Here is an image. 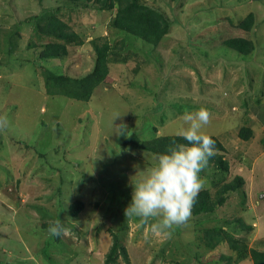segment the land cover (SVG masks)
I'll list each match as a JSON object with an SVG mask.
<instances>
[{"label":"rangeland","instance_id":"1","mask_svg":"<svg viewBox=\"0 0 264 264\" xmlns=\"http://www.w3.org/2000/svg\"><path fill=\"white\" fill-rule=\"evenodd\" d=\"M68 2L0 0V42L27 16L61 8V19L84 43L68 47V55L48 67L82 77L93 66L92 39L113 45L124 37L109 27L111 11L70 9ZM142 2L170 19L168 35L154 49L124 38L130 43L120 55L125 62L110 63L108 78L88 102L46 95L42 69L26 49L37 42L32 28L22 25L15 40L10 35L0 45V116L10 121L0 133V264H103L113 234L129 264H198L195 254L203 263L228 255L234 260L226 243L203 248L202 230L215 225L237 226L236 238L264 249V0ZM249 13L255 24L246 33L235 24ZM235 37L250 39L253 52L242 56L223 45ZM201 107L211 113L202 131L221 141L231 168L220 175L208 164L200 173L203 189L214 195L222 178L237 175L244 185L213 215L191 216L171 237L152 234L150 224L124 210L157 157L123 149V141L131 134L143 141L177 135L183 114ZM121 124L125 134L117 135ZM241 127L252 130L250 140L239 139ZM75 201L84 209L72 217L68 207ZM57 220L66 226L58 242L42 227ZM117 264L127 263L119 257Z\"/></svg>","mask_w":264,"mask_h":264},{"label":"trees","instance_id":"2","mask_svg":"<svg viewBox=\"0 0 264 264\" xmlns=\"http://www.w3.org/2000/svg\"><path fill=\"white\" fill-rule=\"evenodd\" d=\"M70 2V9H95L96 11H111L114 15L109 21V27L121 33L124 38L134 37L145 43L151 49L160 45V42L168 35L171 28V21L162 12L148 6L142 0H65ZM68 2V3H69ZM61 8H44L38 14H31L22 21L17 22L14 28L9 32H4L0 45H4V41L16 39L20 31V27L25 25L32 28L34 38L37 42L30 40L26 44L27 50H32L37 58L39 68L42 69L44 86L46 95L48 96H64L71 100L88 102L96 87L103 84L108 78L109 65L112 62H125V57L121 58V52L130 45L126 43L124 38L115 42L113 45L108 39L96 38L90 41L94 52V61L92 69L82 77H71L67 74L48 67L53 60H59L68 55L69 46H81L83 40L73 31L67 22L60 17ZM255 24V18L252 13L247 14L240 20L235 27L243 32H250ZM223 45L237 51L242 56H247L254 50V45L250 39L243 37H235L227 39ZM17 45L14 47L16 49ZM8 49V53L11 52ZM4 54V49H0ZM118 56L119 59H115ZM0 65L1 62H0ZM155 130V129H153ZM215 141V155L209 159V164H213V168L217 174L223 175L229 172L230 165L225 159L226 149L219 139L210 136ZM238 137L241 140L248 141L253 137V132L248 127H241L238 131ZM175 142V143H174ZM262 147L264 149V138L262 139ZM175 144H187L177 135L157 136L153 135L150 140L143 141L138 139L135 134H131L123 141L122 148L127 149L133 147L135 149L150 152L156 157L168 151L169 146ZM244 185V180L237 175L232 180L224 182L223 178L216 185L218 188L212 195L208 189H203L198 194L191 216L200 219L213 215L215 211L222 207L229 196L238 192ZM83 203L75 201L68 207V212L72 217H77L83 210ZM240 222V220H236ZM200 222H196V224ZM229 222H226L228 224ZM50 224L43 223L42 227L49 228ZM65 229L66 226L61 223ZM245 230H247L245 228ZM240 232L237 226H229L228 230L221 226H213L202 230L204 249L212 250L221 243H226L232 256H220L215 261L210 260L206 263L200 262L195 254L193 257L197 259L198 264H235L250 260L252 264H264V249L256 244L248 246V243L242 238H236L234 234ZM201 233V234H202ZM61 236V235H60ZM59 237L51 236L54 241L58 242ZM198 245V244H197ZM200 246V245H199ZM121 257L129 264L128 255L124 246L120 244V239L116 234L112 235V245L105 256L103 264H117V259Z\"/></svg>","mask_w":264,"mask_h":264},{"label":"clouds","instance_id":"3","mask_svg":"<svg viewBox=\"0 0 264 264\" xmlns=\"http://www.w3.org/2000/svg\"><path fill=\"white\" fill-rule=\"evenodd\" d=\"M181 119L185 126L177 136L187 144L170 145L156 158L155 166L134 185L131 202L124 210L126 217L137 218L141 225L150 224L152 234L169 237L190 220L196 198L206 183L200 173L216 152L215 141L202 131L211 123L206 108L185 112ZM9 124L6 115L0 116V133ZM117 129V135H124L126 126L121 124ZM65 231L59 220L48 228L49 234L56 237Z\"/></svg>","mask_w":264,"mask_h":264},{"label":"crops","instance_id":"4","mask_svg":"<svg viewBox=\"0 0 264 264\" xmlns=\"http://www.w3.org/2000/svg\"><path fill=\"white\" fill-rule=\"evenodd\" d=\"M235 137H236V136H235ZM232 138H234V136H232ZM226 153H227V151H226ZM261 153H264V149H263V151H262ZM225 155H226V154H225ZM230 169H231V168H230ZM239 170H240V171L243 170L242 166L239 167Z\"/></svg>","mask_w":264,"mask_h":264}]
</instances>
